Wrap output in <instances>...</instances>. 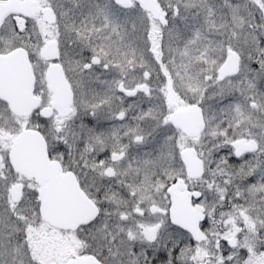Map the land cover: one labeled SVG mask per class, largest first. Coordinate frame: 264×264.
<instances>
[{"label": "snow or ice", "instance_id": "1", "mask_svg": "<svg viewBox=\"0 0 264 264\" xmlns=\"http://www.w3.org/2000/svg\"><path fill=\"white\" fill-rule=\"evenodd\" d=\"M0 264H264V0H0Z\"/></svg>", "mask_w": 264, "mask_h": 264}]
</instances>
